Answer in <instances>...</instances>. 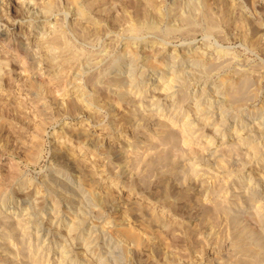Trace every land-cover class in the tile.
I'll return each mask as SVG.
<instances>
[{
    "label": "rangeland",
    "instance_id": "374dc122",
    "mask_svg": "<svg viewBox=\"0 0 264 264\" xmlns=\"http://www.w3.org/2000/svg\"><path fill=\"white\" fill-rule=\"evenodd\" d=\"M36 1L38 2H35V0H0V31L2 30V34L4 35L6 34L5 38L11 39L12 48H15L12 50H10L9 48H1L2 42L0 41V49L2 50V52L0 50V55L11 59V79L8 80L9 82L7 81L8 84L6 86L11 94H7L6 92L3 94L0 93V114L2 113L1 106L6 102L11 103L14 106L15 104L16 106L19 105L21 106V110L24 112L23 114L19 115L23 116L21 118L24 120L21 121L23 122V124L30 126L29 133H26L27 137L26 139H24L28 141L23 143L18 142V140L14 138V132L10 131L11 129H9V126L7 127V129H5L6 127H2V129L0 128V177L4 174H8L9 172L11 173L12 170H15L20 173L24 179H30L35 183L43 185L45 181L49 180L50 176L61 174L63 178L65 177L64 179L66 180V182H69L70 185H75L76 181L78 180L77 177L78 175H80V166H77V161H74L75 159L73 158H62L63 160L60 157V159L58 158V155L63 152L64 148L57 147L56 149L55 147L58 146L56 140L62 135V133L66 131L70 133L72 129L85 127V129L81 128V130H87L86 132L89 133V135L94 134L92 137L101 135L106 138L105 141H103V144H101V142H99L100 144L96 143L95 146L93 145L94 148L91 147V150H87V154L91 155L92 153H94V156L97 157L96 163L93 162L92 165H90L91 167L93 166L95 169H97L93 170V167L91 168L90 166H88V169H92L93 173L96 176L103 175L102 177H105V175H107V178L110 177L116 183V188L114 187V189L110 193V196H112V198L109 196L111 198L110 201L108 200L109 198L106 199V194H101L100 192L102 191L97 190V188L93 190V194H91L92 198L90 195H87L89 197L86 196L88 198L86 199L87 201H85L87 205L89 204V200L90 202H93L90 203L91 205H88L90 206V208H88V206H86V204L84 203L89 212V216L94 221L100 223H104L108 220L109 223H112L110 225H112L113 228H116V226L119 227L122 224H127L131 225V227L133 228L136 227L137 230L145 229L144 232L148 231V234L146 233L147 236L149 235L148 239L152 238L151 240H149L150 242L147 241V244L143 245V247L138 250H135L130 245L127 247V251H125L126 248L125 250H123V246V248H118L119 251L116 249L114 253L110 251V257L108 255H104L105 252H101L100 256H98L97 254L95 257V260H98V264H264V250H262L264 249V230L259 226V223L264 221V208L262 207L263 204L260 205L261 202L258 203L256 201H250V203L248 202L247 204L243 201V199L245 198V194L249 195L252 190L254 191L257 188H255V186H253L252 188L247 186V183L249 181L248 175L257 178L259 176L261 177L262 173L264 174V170H261V167L264 164V135L263 137H261V143L259 140V142L257 141V143L261 145L259 146L261 148V152L263 151L260 156L254 155L255 158H253V154L250 151H247L249 147H246L245 145L243 146L242 144H238L236 149H233L231 151V156L228 155L230 154L229 150L232 149L228 145L231 144L232 137L234 138L236 135H238V133H236L235 131L236 125L238 126L239 123L243 120L244 123H242V125L250 124V122L251 124L255 123V125H259L258 122H263L264 124V108L262 107L264 106V0H189V2H192L191 4L194 3L195 5H197L196 8H198V10H196L195 16H197L198 18L196 17V23L194 24L199 28L195 25L193 26V24V27H190V24V26L186 25L185 28L183 26V29L185 30L181 29L182 26H180L178 20L174 19L176 18L175 15H173L175 14V12L172 10L176 5H180V8L181 6H184V4H186V2L183 3L185 0H179L180 2L182 1V4L177 0H152V2H155L153 4L155 5V8L145 5L143 3V1L145 2V0H79L88 9V18L83 20H81L77 16V13H75L76 10L71 5V3L68 2L69 0ZM45 4L55 5L53 6V9L55 11L52 10L51 13H49V16H46L43 12L44 10L41 9ZM200 5H202V7ZM204 5L208 8L211 6L210 9L212 10L210 11L211 13L213 12L212 16L218 21V23L220 22L218 26H216V29L214 28V30L217 31L220 29V32L217 31L216 33L214 30H212V32L211 30H208V28H206V22H203L202 18H200L201 16L198 15L199 11H204V9L206 8ZM24 7L26 8V10ZM38 8H40L41 10H39ZM183 8H181V10L184 13L186 12V8L184 10ZM202 12H200L199 14H202ZM39 14L41 16H39ZM43 15H45L46 17ZM138 18L139 21L137 20ZM78 19H80L81 21H78ZM135 21L138 23H136ZM171 21L173 22L172 24ZM139 23H141V25ZM31 24L32 29L29 27ZM53 24H55V26ZM77 24L78 26L76 27ZM148 24L152 26V28L147 29L146 26L150 27ZM53 27H60L59 30H61V32H64V34L62 32V36H65L64 38L66 39V41H68V43L77 47L76 50H78V52H81V58L86 57L89 59L92 58V60L94 59L93 63L95 64L93 66L87 67L84 65L83 67H81V70L79 72L80 74L77 75V79L79 78V76H81L79 78L80 80H76L79 82L82 80L81 84L84 83V85L86 86L87 94L89 95L86 94L87 96L85 97V100L88 98V103H92L94 102V100L96 103L98 101L100 103H92L94 105L93 107L98 111V113H96V116L87 114V112H85L84 115L82 111L80 113H77L78 115H75L74 112H71L73 113L72 115L71 113L69 114V110V112H66L68 114L64 112L65 114H63L62 117L58 119L54 117V120L52 122L50 121L49 123H46L44 126V132L40 135V141L42 143L39 157H37V159L33 158L32 160V156L29 155L31 154V149H29V147L31 146H29L30 143L28 142L30 141V139H34L32 135L34 136L35 124L41 122L39 110H47V113L50 114L52 112L51 114L55 115L54 113H56V111L61 110V108H66L64 106H66L67 104H64V106L61 108L58 105L61 101L60 98L62 97V95H66V99L62 101L67 100L68 97L69 99L76 98V95H74L72 91V84H70L69 82V84L65 86L66 88L62 87V89L65 91L63 93L57 92V94L52 89L48 90V87L47 90L51 91V93L49 92L50 94L46 92L41 93L40 90L37 91L36 89L32 90V87L29 86L27 80L28 77L31 76V73H34L36 71L32 72L31 70V72L29 73V67L27 69L28 72L26 71L25 66L22 67L23 65H26L25 63H27V61L23 59L21 55L19 56L21 49H23L22 44L28 45L27 48L30 47L33 50L32 52L36 54L33 48H38L39 46L38 39L40 36H42V34L40 35V33L46 32L47 34H50V32L54 29ZM135 28L143 29H140V32H138L137 29L136 31H134ZM168 29L172 30L171 33H168ZM41 30L43 31L41 32ZM243 36L247 37V40H245ZM24 40H26L28 43ZM251 42H259L261 48L259 47V49L256 50L251 45ZM127 45L129 46L131 51L134 50L136 55H138L139 63H137L138 65L141 64L138 67L141 70L145 69L146 73L143 75L141 81L142 83L140 84L139 88L144 87L143 91L146 92V94L143 93L142 95H140L138 91H136L138 87L135 88L136 90L133 89L135 90L133 92H136L139 95L134 94L132 97V92L129 91L131 89H127V91H125L126 94H121L118 91L115 92V87L117 86H112L110 82H107L109 81V78L107 79L108 76L112 77L119 74L125 76L128 75L127 70L129 68L126 62L129 58V55L127 53ZM161 47H165L168 49L161 50ZM207 47L209 49L208 52H210L209 56L212 57L213 55L212 59L215 60H212L213 62L217 63L218 61H220V59L223 61L226 56H228L227 58H230L231 60L229 59L230 65L225 66L227 64H223L224 66L221 65L223 67L220 66L218 68L219 70H211L209 72V75H207L206 77L207 80L206 78H204L206 83L204 81H199L198 78H195L193 80L192 77H188V81L185 83L186 86H178L175 84L176 86H171V89L170 86H167L169 84L167 80L168 78H163L160 70H152L148 65H144L149 59L153 58V60L158 59L160 62H164L163 64L165 66L162 65L163 68L165 67L169 70H173L174 68H177L182 64V60L184 59L183 57H185L184 55L191 54L195 51V49L204 50L206 48L205 50L207 51ZM225 50L229 52H226ZM219 52L221 55L218 54ZM156 55L158 57H156ZM159 55H161V57ZM170 57H172V59ZM123 58H125V60ZM169 58L171 61L173 60V62L175 60L180 61L177 64H173L171 63ZM137 63H135V65H137ZM186 63L183 65V69H187L189 67V63ZM123 65L124 69L121 70L120 68L123 67ZM251 67L253 69L257 67L258 72L256 74L254 73V79L255 82L257 81V84L260 86V89H258L260 93L258 92L256 95H254L256 92V87L258 85L254 84V86H251L250 88L252 91L254 90V94L251 93L248 97H246L247 100L243 101L240 106L241 108L239 107V110L235 109L234 104L233 107H231V102L225 101L226 110L230 112L232 116H236V113L237 117H235L234 120H232L233 117H231L232 119L230 118V121L227 124L228 126L222 129V133L216 132L217 129L215 130L216 125L213 124L214 122L207 123V121H205L207 124L203 122V125L199 123L201 119H196L195 121L193 116L190 117V119H187V115L193 113L191 110H193V108H197L198 110L201 105L200 102H197L199 99H194V97L200 93L199 91L204 86V83L209 86V89H212V86L215 83L219 84L218 82L221 79H224L226 77L232 79L233 76L237 75L238 73L240 74L242 72H246L247 70L252 71ZM41 68L42 67L39 68V72L44 75L43 77L45 78V81L49 79V82L51 81V83H53L50 84L51 87L52 85H54V82H52V77L48 74H45V70L40 71ZM117 69L120 72H118ZM102 70L104 74L102 73ZM71 72L72 71L69 72V75H71L70 82L72 83V77L75 78L76 75H73L74 70L72 74ZM228 75H230V77ZM160 76H162V78ZM105 78L106 81L104 80ZM92 79H96V81H93ZM195 80L198 81L196 82ZM104 81L108 84H103ZM93 82L95 83L94 85ZM110 86L111 88H109ZM53 87L54 86H52V88ZM91 87H95L94 90ZM168 87L170 88L168 89L169 91L164 90ZM252 87H254L255 89H253ZM104 89L106 91H104ZM89 96L91 99L89 98ZM95 97L96 99L93 100L92 98ZM214 99L215 98H213V100ZM150 102H155V104L153 106H148ZM223 103L224 102H222V104ZM95 105L98 106L96 107ZM173 110H175V112L177 113L178 118H169V114L172 113ZM6 111L7 113L9 112L8 109ZM167 112L168 115H166ZM219 112L217 113L220 114ZM217 113H215V117L218 116ZM8 114L13 116V112ZM148 114L150 115L149 118L151 120L147 119L146 115ZM151 115H154L153 119L151 118ZM1 116L2 114L0 115V117ZM88 116H91V121L89 120L90 118ZM92 117H94L95 119ZM93 119L96 121H94ZM126 119H128V121ZM235 119L237 121H235ZM136 120L140 124H137ZM97 121L98 124L96 125ZM126 122L128 123L126 124ZM81 123H83V126ZM86 124H88L89 126ZM187 124H192V126L198 125L195 129L197 131L196 135L192 139L189 135L191 132L189 133L185 131V126ZM19 125L20 124H17V128L20 127ZM107 128L109 130L111 128V130L107 133H104L108 130ZM112 128L115 131L112 130ZM103 129L105 131L101 132ZM232 130H234V132ZM262 130H264V128ZM97 132L100 134H98ZM109 132L110 134L114 132L115 135L111 137L109 136ZM211 135H213L214 138H217V140L221 139L222 141H225L211 147L213 149L216 148L214 150L217 156V160L210 157L209 155L207 156V159L206 156L204 158L205 151H202L204 149L206 150L207 146L209 147V145L213 144L210 143L209 140L211 138ZM4 140L8 142V149L2 147L4 144ZM225 143H228V145H226ZM75 145H73L71 148H76ZM109 145L112 148H109ZM109 149H111L112 152L109 153ZM93 150L94 152L90 153V151ZM226 150L229 152H227ZM114 151H116V154H114ZM98 157L100 158L98 159ZM208 157L210 158L208 159ZM64 160H67L68 162ZM206 160L208 161V163L205 162ZM148 161H151L150 164H148ZM205 163H207L208 165ZM192 165H194V168L197 169L198 175H193V172L190 171L189 168H191ZM218 166H220L221 168H219ZM215 167L217 170L215 169ZM149 168L152 170L150 171ZM153 168H155V170ZM58 169L61 171H58L57 173ZM107 170L110 171V174H107ZM239 179H241L242 181H240L239 185H236V181ZM253 184L254 181L252 185ZM12 187H15L14 189L16 191L12 190L13 188H11V191L8 195L10 198L7 196L6 201L0 202L1 206L4 205V207H0L2 208L0 209V226L3 224V226L0 227V237L2 238V236H4V239L2 238L0 241V244H3V246L0 245V264H43L41 263L42 260H39L40 256L44 257L43 261H48L47 264H58L60 260L58 258L60 256L55 254L57 253L56 250L51 252L50 256H48L49 249H47V247H56L57 244L54 242V239L52 237L51 238L53 239V241L46 234L48 233L49 229L55 232V228L58 227L59 223L57 221L50 220L47 224V218L44 221L41 220L43 219L44 213H46L48 217L51 213H53L51 206H44L45 203L42 204L36 202V206L39 205L38 212L42 214L38 215L37 218L39 219V221L37 222V224L42 223L40 224L42 226L48 225V230L44 233H40V230H35L34 227L30 231H32V235H35L37 232L39 233V235L42 234V236H40L41 241L39 240L37 242L35 240V237H31V235L28 236L24 234L22 236L20 235V230L18 231L16 227L14 229V226H16V223L22 219L21 214H26L25 210H23L25 209V207L33 208V206L35 205V197L33 196L34 198H28L26 200L24 199L26 197V194H24L23 192H19V185L17 186L15 184ZM261 188L262 187H260V190H263ZM22 193L24 194V196ZM100 196H102L103 198ZM36 201L42 202L43 200L38 199ZM155 203L157 205H155ZM168 203L169 205H167ZM141 205H147L150 207L152 206L153 208H155L156 212L163 211V214L166 215V219L164 218L165 220H163L161 223H158L157 225H151V217L150 215H148V211H146L147 209L143 210L142 212H139V210L136 209H143L144 207H140ZM17 206L19 208H17ZM61 206H64V204L62 203ZM129 206L132 207L131 210H129ZM217 206L219 209H221V212L219 214L217 213L218 215L214 214V216L213 213H216L214 212V210L215 208H217ZM91 209L94 210V212H91ZM95 209L102 211V215L100 216L97 213L98 211ZM124 209H126V216H123V214H125L123 213V211L125 212ZM61 210H65V208L62 207ZM135 211L138 212L139 216ZM129 213L131 216L129 215ZM131 213L134 214V216H132ZM258 215H260V218L262 216V220ZM60 216H62V214ZM255 216H258L259 221L257 222L259 223L256 222L255 219H257V217ZM134 217L135 219L139 217V220H135ZM212 217L214 219H212ZM253 218H255V223L253 222ZM252 222L254 223V225L252 224ZM132 223L134 224L132 225ZM66 227L68 228V225L63 226L64 230L62 231V233L67 231ZM185 230H187V232ZM62 235H65V233ZM251 236L254 237V239ZM5 246L9 248H6L7 250H4ZM110 248L111 247H109V249ZM92 250L97 251V248ZM254 252L257 255H255ZM118 255L121 256L118 257ZM65 261L66 262H64V264H82L74 263L76 262V260L71 261V259L69 260V258H67Z\"/></svg>",
    "mask_w": 264,
    "mask_h": 264
},
{
    "label": "bare ground",
    "instance_id": "6f19581e",
    "mask_svg": "<svg viewBox=\"0 0 264 264\" xmlns=\"http://www.w3.org/2000/svg\"><path fill=\"white\" fill-rule=\"evenodd\" d=\"M24 1H26V0H24ZM68 1V0H67ZM90 1V0H89ZM177 1H179V0H177ZM35 2H38V1H36L35 0ZM68 2H70L71 3V5L74 7V9L76 10V12L75 13H77V16L81 19V20H83V19H86V18H88V9H87V7L85 6V5H83L79 0H69ZM186 2V4H184V6H181V8H183V10L185 9V11L186 12H182V10H181V8H180V5H176V6H174L173 7V11L175 12V14H173V15H175V17L176 18H174V19H177L178 20V22H179V24H180V26H182V28L181 29H183V26H184V28L186 27V25H188V26H190V24H191V26L190 27H193L195 24L194 23H196L195 22V20H196V17L197 16H195V13H196V10H198V8H196V6L197 5H195L194 3V5L193 4H191L192 2H189V0L188 1H184L183 3H185ZM188 2V3H187ZM195 2V1H194ZM204 2V1H203ZM22 3H23V1H22ZM29 3V2H28ZM27 3V4H28ZM51 3V2H50ZM54 3V2H53ZM52 3V4H53ZM93 3H95V2H93ZM143 3L145 4V5H147V6H150V7H154L155 5H153L155 2L153 1L152 2V0H145V2L143 1ZM142 3V4H143ZM179 3H181L182 4V1L180 2L179 1ZM30 4V3H29ZM35 4H37V3H35ZM39 4H40V2H39ZM92 4V3H91ZM86 5H87V3H86ZM160 5V4H159ZM35 6V5H34ZM53 6H55V5H44V7L43 8H41V9H43L44 11V14L46 15V16H49V13H51V11L52 10H54L53 9ZM57 6V5H56ZM94 6V5H93ZM157 6V5H156ZM161 6V5H160ZM201 7H202V5H200ZM205 6V5H204ZM208 6V5H207ZM28 7V6H27ZM199 7V6H198ZM206 7V6H205ZM211 7V6H210ZM210 7L208 8V7H206L205 9H204V11L202 12V11H199L198 12V15L199 16H201L200 18H202V20H203V22L205 21L206 22V28H208V30H211V32H212V30H214V28L216 29V26H218V24L220 23H218V21L216 20V19H214V17L212 16L213 14V12L211 13V11L210 10H212V9H210ZM25 8V7H24ZM56 8V7H55ZM91 8V7H90ZM92 8H94V7H92ZM155 8V7H154ZM158 8V7H157ZM156 8V9H157ZM196 8V9H195ZM204 8V7H203ZM39 10H41L40 8H38ZM160 9V8H159ZM162 9V8H161ZM25 10H26V8H25ZM140 10V9H139ZM171 10V11H172ZM55 11V10H54ZM195 11V12H194ZM200 12H202V14H199ZM216 12V11H215ZM74 13V14H75ZM141 13V12H140ZM169 13V12H168ZM45 15H43V16H45ZM39 16H41L40 14H39ZM42 16V17H43ZM45 16V17H46ZM76 16V15H75ZM142 16V15H141ZM160 16H162V15H160ZM215 16H217V15H215ZM157 17V16H156ZM170 17V16H169ZM226 17V16H225ZM198 18V17H197ZM199 18V19H200ZM80 19H78V21L80 20ZM33 20V19H32ZM80 20V21H81ZM102 20V19H101ZM138 21H139V18L137 19ZM201 20V19H200ZM219 20V19H218ZM117 21V20H116ZM76 22V21H75ZM136 22V21H135ZM88 23V22H87ZM96 23V22H95ZM116 23V22H115ZM119 23V22H118ZM136 23H138V22H136ZM153 23V22H152ZM173 22L171 21V24H172ZM227 23V22H226ZM74 24V23H73ZM140 25H141V23H139ZM143 24V23H142ZM171 24H169V25H171ZM192 24H193V26H192ZM199 24V23H198ZM37 25V24H36ZM54 26H55V24H53ZM75 25V24H74ZM85 25V24H84ZM87 25V24H86ZM149 25V24H148ZM151 25H153V24H151ZM174 25V24H173ZM78 26V24L76 25V27ZM143 26V25H142ZM150 26V25H149ZM157 26V25H156ZM179 26V27H180ZM195 26H197V25H195ZM31 29H32V24L29 26ZM38 27V26H37ZM61 27V26H60ZM60 27H53L54 29L50 32V34H47L45 31V33H43L42 31L43 30H41V32L42 33H40V35L42 34V36H38L39 37V39H38V48H33L34 49V52H36V54L35 53H33L32 51V49L29 47V48H27V46L28 45H26V44H22V47H23V49H21V52H20V54H19V56L21 55L22 56V58L23 59H25L26 61H27V63H25L26 65H23L22 67H24L25 66V68H26V71H27V69H28V67L30 68V69H28L29 70V73L31 72V70H32V72L33 71H36V72H34V73H31V76H30V74H29V76L30 77H28V84H29V86L30 87H32V90L33 89H36L37 91H39L40 90V92L42 93V92H46V93H51V91H48V90H50V89H52V90H54L56 93L58 92H60V93H63V92H65L63 89H62V87L63 88H66L65 86H67L69 83L70 84H72V91H73V94L74 95H76V98L74 99V98H72V99H69V97L67 98V100H65V101H62V100H64V99H66V95L64 94V95H62V97L60 98V102H59V107L61 108V107H63L64 106V104L66 105V106H64V107H66L65 109L63 108H61V110H58V111H56V113H54L55 115H52L51 113L49 114V113H47L45 110H39V115L41 116L40 118H41V122L40 123H36L35 124V126H34V136L32 135V137L34 138V139H30V141L28 142V143H30L29 144V146H31V147H29V149H31V154H29V155H31L32 156V160H33V158H36L37 159V157H39V153H40V148H41V141H40V135L44 132V126H45V124L46 123H49L50 121L52 122L53 120H54V117H56L57 119L58 118H60V117H62L63 116V114H65L67 111L69 112V110H70V112H69V114L71 113V112H74V114L76 115L77 113H80L81 111L84 113V115H85V112H87V114H90V115H92V116H96V113H98V111H97V109L96 108H94L93 106V104L92 103H94L95 102V100L94 99H96V97L95 98H92L93 100H94V102H92L91 100V102L92 103H88V98L85 100V97L87 96V95H89V94H87V88H86V86L84 85V83L83 84H81V81L79 82V81H77L81 76H79V78L77 79V75H79L80 73V70H81V67H83L84 65L85 66H87V67H91V66H93L95 63H93V60H92V58H86V57H83V58H81L82 56L80 55V53L81 52H78V50H76V48L77 47H75V45L73 46L72 44H70V43H68V41H66V39L62 36V32H61V30H59V28ZM74 27V26H73ZM75 27V28H76ZM101 27V26H100ZM198 27V26H197ZM196 27V28H197ZM79 28V27H78ZM103 28V27H102ZM106 28V27H105ZM146 28L147 29H149V28H152V26H150V27H147L146 26ZM167 28V27H166ZM170 28H171V26H170ZM176 28V27H175ZM174 28V29H175ZM199 28V27H198ZM222 28H223V26H222ZM7 29V28H6ZM52 29V28H51ZM77 29V28H76ZM81 29V28H80ZM136 29L137 28H135L134 29V31H136ZM140 29H143V28H139V29H137L138 30V32H140ZM158 29V28H157ZM194 29H195V27H194ZM218 29V28H217ZM84 30H85V28H84ZM89 30V29H88ZM153 30H154V28H153ZM169 30V29H168ZM183 30H185V29H183ZM204 30V29H203ZM220 30V29H219ZM219 30H217V31H219ZM256 30H257V28H256ZM38 31V30H37ZM66 31V30H65ZM142 31V30H141ZM145 31H146V29H145ZM150 31V30H149ZM157 31V30H156ZM166 31V30H165ZM171 31L172 30H169V32L168 33H171ZM179 31V30H178ZM215 31V30H214ZM213 31V32H214ZM217 31H215L216 33H217ZM95 32V31H94ZM93 32V33H94ZM152 32V31H151ZM158 32V31H157ZM167 32V31H166ZM174 32H175V30H174ZM186 32V31H185ZM187 32H189V31H187ZM195 32V31H194ZM220 32V31H219ZM3 32H2V30L0 31V41L2 42L1 44H2V46H1V48H4V49H6V48H9L10 50H12V49H15V48H12V44H11V39H8V38H5V35L4 34H2ZM84 33V32H83ZM82 33V34H83ZM86 33V32H85ZM89 33V32H88ZM91 33V32H90ZM154 33V32H153ZM162 33V32H161ZM182 33V32H181ZM63 34H64V32H63ZM66 34V33H65ZM157 34V33H156ZM191 34V33H190ZM21 35V34H20ZM29 35H30V33H29ZM97 35V34H96ZM99 35V34H98ZM132 35V34H131ZM171 35V34H170ZM174 35V34H173ZM243 35V34H242ZM19 36V35H18ZM46 36V37H45ZM83 36V35H82ZM85 36H88V35H85ZM90 36H91V34H90ZM13 37V36H12ZM45 37V38H44ZM97 37V36H96ZM95 37V38H96ZM160 37V36H159ZM244 37V36H243ZM10 38V37H9ZM16 38V37H15ZM67 38V37H66ZM87 38H89V37H87ZM245 38V40H247V37H244ZM254 38V37H253ZM24 39V38H23ZM90 39H92V38H90ZM257 39V38H256ZM69 40V39H68ZM87 40H89V39H87ZM251 40V39H250ZM250 40H249V43H250ZM252 40H254V39H252ZM24 41H26V40H24ZM23 41V42H24ZM163 41V40H162ZM244 41V40H243ZM27 42V41H26ZM157 42V41H156ZM22 43V42H21ZM25 43V42H24ZM28 43V42H27ZM128 43V42H127ZM167 43V42H166ZM247 43V42H246ZM133 45V44H132ZM136 45V44H135ZM251 45L257 50V49H259V47H260V45H259V42H251ZM78 46V45H77ZM157 46H158V44H157ZM262 46V45H261ZM127 53H128V60H127V64H128V70H127V73H128V75H114V76H112V77H107V79L109 80V81H107L108 83L110 82L111 84H112V86H117V87H115L114 89H115V92H120L121 94H126V92L125 91H127V89H131V90H129V91H131L132 92V97H133V95L134 94H137V95H142L143 93H145L146 94V92H144L143 91V88H139V86H140V84L142 83L141 81H142V78H143V75L146 73L145 72V69L144 70H141L138 66L139 65H141V64H139L138 65V60H139V58H138V55H136V53H135V51L133 52V51H131L130 50V48H129V46L127 45ZM126 48V47H125ZM158 48H160V47H158ZM253 48V49H254ZM261 48V47H260ZM156 49V48H155ZM166 49H168V48H165V47H161V50H166ZM204 49V48H203ZM206 49V48H205ZM196 50L195 49V51L194 52H192L191 54H189V55H184L185 57H183L184 59L181 61L182 62V66L180 65L179 67H177V68H174L172 71L171 70H169L168 68H163V66H165L162 62H160L158 59L157 60H153V58H151V59H149L147 62H146V64H144V65H148L149 67H151V69L153 70V69H158V70H160L161 71V73H162V76H163V78L165 77V79L166 78H168L167 80H168V82H169V84L167 85V86H170V88H171V86L173 87V85H178V86H182V85H185V83L188 81V77H192V79L194 80L195 78L197 79L198 78V80L199 81H204L205 82V80H204V78H206L207 77V75H209V72L211 71V70H214V69H218L221 65H225V64H227V65H225V66H228V65H230V61H229V59L230 58H227L228 56H226L225 57V59L222 61L221 59H220V61H218L217 63L216 62H213V61H215V60H213L212 59V57H213V55H212V57H210L209 55V53L210 52H208L209 51V49H208V47H207V51L206 50ZM1 50V49H0ZM157 50V49H156ZM221 50V49H220ZM262 50V49H261ZM264 50V49H263ZM80 51V50H79ZM82 51V50H81ZM172 51V50H171ZM214 51H216V50H214ZM226 51V50H225ZM1 52H2V50H1ZM83 52V51H82ZM86 52V51H85ZM123 52H124V50H123ZM158 52V51H157ZM167 52V51H166ZM173 52V51H172ZM212 52V51H211ZM226 52H229V51H226ZM222 53V52H221ZM88 54V53H87ZM213 54H215V53H213ZM218 54H220V52L218 53ZM226 54V53H225ZM228 54V53H227ZM121 55V54H120ZM168 55H170V54H168ZM175 55V54H174ZM180 55V54H179ZM221 55V54H220ZM160 57H161V55H159ZM173 56V55H172ZM216 56V55H215ZM156 57H158L157 55H156ZM163 57H165V56H163ZM174 57V56H173ZM41 58H42V61H41ZM167 58H168V56H167ZM171 59H172V57H170ZM170 58H169V60H170ZM177 58H178V56H177ZM179 58H180V56H179ZM22 59V60H23ZM124 60H125V58H123ZM163 59V58H162ZM10 60L11 59H8V57L6 58L5 56H2V55H0V93H9V94H11L10 92H9V90L7 89V81L9 80V79H11V63H10ZM122 60V59H121ZM174 60H175V58H174ZM179 60V59H178ZM213 60V61H212ZM231 60V59H230ZM232 60H233V58H232ZM123 61V60H122ZM142 61V60H141ZM164 61V60H163ZM168 61V60H167ZM171 61V60H170ZM180 61V60H179ZM179 61H177V60H175L174 62H173V60L171 61V63H179ZM13 62V61H12ZM17 62V61H16ZM116 62V61H115ZM138 62V63H137ZM186 62H188L189 64V67L187 68V69H183V65L186 63ZM135 63H137V65H135ZM16 64V63H15ZM19 64V63H18ZM118 64H119V62H118ZM120 64H122V63H120ZM176 64H175V66H176ZM187 64V63H186ZM13 65V64H12ZM114 65V64H113ZM163 65V66H162ZM223 65V66H224ZM259 65V64H258ZM121 66V65H120ZM147 66V67H148ZM223 66H221V67H223ZM19 67V66H18ZM40 67H42L41 69H40V71H42V70H45V74H48L49 76H51L52 77V79H53V81L52 82H54V85H52V86H54L53 88H52V86L50 87V84H53V83H51V81L49 82V79L47 80V81H45V78L43 77L44 75H42V73L41 72H39V68ZM98 67V66H97ZM125 67H126V65H125ZM257 67H260V66H257ZM257 67L256 68H254V69H256V70H254L252 67H251V69H252V71H246V72H242V73H238L237 75H235V76H233V78L231 79V78H224V79H221L218 83L219 84H214L212 87V89H209V86L207 85V84H205L204 83V86L201 88V90L198 92L199 94L197 95V96H195L194 97V99H199L197 102H200V107H199V109L197 110V108L196 109H194L193 108V110H191L193 113L192 114H188L187 115V119H190V117H194V120L196 121V119L197 120H199V119H201V121L199 122L200 124H203L204 125V123L203 122H205V121H207V123H213L214 125H216V128H215V130L217 129V133H219V132H221L222 133V129H224L226 126H228L227 124L229 123V121H230V118L231 117H233V119L232 120H234V118L235 117H237V114L235 113V115L236 116H232V114H230V112H228L227 110H226V104H225V101L226 102H231L232 104H230V105H232L231 107H233V104H234V107H235V109L236 110H239V107L241 106V104L243 103V101L244 100H247L246 99V97H248L249 96V94H251V93H253V91L251 90V86H254V84H257V81L255 82V79H254V73L256 74L258 71H257ZM14 68V67H13ZM105 68V67H104ZM103 68V69H104ZM117 68V67H116ZM142 68V67H141ZM144 68V67H143ZM23 69V68H22ZM76 69V70H75ZM112 69V68H111ZM110 69V70H111ZM114 69V68H113ZM121 70H123L124 69V65H123V67H121L120 68ZM249 69V68H248ZM73 70H74V73H73V75L75 74L76 76H75V78L74 77H72L73 78V81H72V83L70 82L71 81V75H69L70 73V71H72L73 72ZM107 70V69H106ZM219 70V69H218ZM221 70V69H220ZM235 70V69H234ZM24 71V70H23ZM109 71V70H108ZM117 71H118V69H117ZM28 72V71H27ZM72 72H71V74H72ZM75 72H77V73H75ZM118 72H120V71H118ZM101 73V72H100ZM102 73L104 74V72H103V70H102ZM106 73V72H105ZM213 73V72H212ZM216 73V72H215ZM112 75V74H111ZM162 76H160L161 78H162ZM229 77H230V75H228ZM256 76V75H255ZM194 77V78H193ZM44 78V79H43ZM85 78V77H84ZM98 78V77H97ZM100 78V77H99ZM220 78V77H219ZM223 78V77H222ZM260 78V77H259ZM51 79V78H50ZM51 79V80H52ZM77 79V80H76ZM80 80V79H79ZM85 80V79H84ZM93 80V79H92ZM95 81H96V79H94ZM93 80V81H94ZM101 80V79H100ZM102 80H103V78H102ZM105 81H106V78L104 79ZM198 80H195L196 82L198 81ZM206 80H207V78H206ZM90 81V80H89ZM104 81V83L103 84H105L106 82ZM159 81V80H158ZM208 81H210V80H208ZM9 82V81H8ZM69 82V83H68ZM144 82V81H143ZM27 83V82H26ZM108 83H106V84H108ZM189 83V82H188ZM259 83H260V81H259ZM95 83L93 82V85H94ZM156 84V83H155ZM193 84V83H192ZM201 84H203V83H201ZM27 85V84H26ZM89 85V84H88ZM110 85V84H109ZM159 85V84H158ZM175 85V86H176ZM189 85H191V84H189ZM212 85V84H211ZM258 85V84H257ZM11 86V85H10ZM91 86V85H90ZM97 86V85H96ZM148 86V85H147ZM166 86V87H167ZM174 86V87H175ZM186 86V85H185ZM29 87V88H30ZM47 87H48V90H47ZM71 87V86H70ZM93 87V86H92ZM91 87V88H92ZM102 87V86H101ZM106 87V86H105ZM138 87V89L136 90L135 88H137ZM154 87V86H153ZM256 87V86H255ZM258 87V88H257ZM256 87V92H255V94L254 95H256L259 91H258V89H260L259 87V85ZM90 88V89H91ZM95 88V87H94ZM94 88H92L93 90H94ZM99 88H100V86H99ZM109 88H111V86L109 87ZM148 88V87H147ZM169 87L167 88V89H164V90H167V91H169L168 89H170ZM253 89H255L254 87H252ZM31 89V88H30ZM91 89V90H92ZM98 89V88H97ZM133 89H135L136 91H138V93H136V92H133V91H135V90H133ZM172 89V88H171ZM196 89V88H195ZM26 90V89H25ZM69 90V89H68ZM96 90V89H95ZM173 90H174V88H173ZM180 90V89H179ZM190 90V89H189ZM70 91V90H69ZM102 91V90H101ZM104 91H106L105 89H104ZM112 91V90H111ZM162 91V90H161ZM188 91V90H187ZM114 92V91H113ZM130 92V93H131ZM141 92V93H140ZM166 92V91H165ZM197 92V91H196ZM40 93V94H41ZM49 93V94H50ZM57 93V94H58ZM66 93H67V91H66ZM89 93V92H88ZM94 93V92H93ZM95 93H96V91H95ZM119 93V94H120ZM260 93V92H259ZM264 93V92H263ZM55 94V93H54ZM87 94V95H86ZM109 94V93H108ZM107 94V95H108ZM117 94V93H116ZM120 94V95H121ZM129 94V93H128ZM162 94V93H161ZM73 95V96H74ZM118 95V94H117ZM131 95V94H130ZM160 95V94H159ZM183 95V94H182ZM185 95H186V92H185ZM194 95V94H193ZM122 96V95H121ZM126 96V95H125ZM154 96V95H153ZM180 96V95H179ZM184 96V95H183ZM9 97V96H8ZM75 97V96H74ZM145 97V96H144ZM155 97V96H154ZM192 97V96H191ZM190 97V98H191ZM13 98V97H12ZM17 98V97H16ZM89 98H90V96H89ZM123 98V97H122ZM183 98V97H182ZM213 98H215L214 100H213ZM258 98V97H257ZM69 99V100H68ZM91 99V98H90ZM98 99H100V98H98ZM135 99V98H134ZM139 99H141V98H139ZM155 99V98H154ZM252 99V98H251ZM124 100V99H123ZM125 101V100H124ZM153 101V100H152ZM174 101V100H173ZM18 102V101H17ZM99 102V101H98ZM97 102V103H98ZM149 102V101H148ZM161 102V101H160ZM172 102V101H171ZM194 102V101H193ZM222 102H224L223 104H222ZM253 102V101H252ZM14 103V102H13ZM35 103V102H34ZM96 102H95V104H97ZM100 103V102H99ZM138 103V102H137ZM178 103V102H177ZM250 103V102H249ZM1 104V103H0ZM15 104V103H14ZM139 104V103H138ZM141 104V103H140ZM155 104V102H153V103H149V105L148 106H153ZM168 104V103H167ZM158 105V104H157ZM169 105H170V103H169ZM18 106V107H17ZM16 106V104H15V106L13 105V104H11V103H8V102H6V103H4V105H2L1 106V111H2V116L0 117L1 119H0V122H1V124H0V128L2 129V127H6L5 129H7V127L9 126V129H11L10 131H13L14 132V138H16L17 140H18V142H27L28 140H24V139H26V137H27V135H26V133H29V128H30V126H28V125H25V124H23V122L21 121V120H24V119H22L21 117H23V116H19L20 114H23L24 112L21 110V106H19V105H17ZM96 106V105H95ZM98 106V105H97ZM96 106V107H97ZM161 106V105H160ZM199 106V105H198ZM244 106V105H243ZM261 106V105H260ZM263 108H264V106H262ZM148 108V107H147ZM241 108V107H240ZM248 108V107H247ZM9 110V112L8 113H12L13 112V116L12 115H9L8 113H7V111L6 110ZM96 109V110H95ZM253 110V109H252ZM264 110V109H263ZM50 111V110H49ZM48 111V112H49ZM169 111V110H168ZM220 111V112H219ZM65 112V113H64ZM170 112V111H169ZM188 112V111H187ZM217 112H219L220 114H218ZM237 112V111H236ZM215 113H217L218 114V116L217 117H215ZM247 113V112H246ZM256 113V112H255ZM0 114V115H1ZM66 114H68V113H66ZM72 115H73V113H71ZM82 114V113H81ZM185 114V113H184ZM187 114V113H186ZM74 115V116H75ZM78 115V114H77ZM83 115V114H82ZM128 115V114H127ZM136 115V114H135ZM144 115V114H143ZM166 115H168V112L166 113ZM173 115V116H172ZM259 115V114H258ZM70 116V115H69ZM81 116V115H80ZM131 116V115H130ZM147 116V119H150L149 118V114L148 115H146ZM154 116V115H153ZM152 115H151V118L153 119L154 117H153ZM178 115H177V113L175 112V110H173L172 111V113H170L169 114V118H172V119H174V118H178L177 117ZM89 117V116H88ZM98 117V116H97ZM96 117V118H97ZM167 117V116H166ZM259 117V116H258ZM264 117V116H263ZM55 118V119H56ZM75 118V117H74ZM90 119V121H91V116L89 117ZM92 118H94V117H92ZM134 118V117H133ZM145 118V117H144ZM168 118V119H169ZM239 118V117H238ZM237 118V119H238ZM56 119V120H57ZM95 119V118H94ZM93 119V120H94ZM129 119V118H128ZM128 119H126L127 121H128ZM132 119V118H131ZM186 119V120H187ZM88 120V121H89ZM92 120V121H93ZM130 120V119H129ZM151 120V119H150ZM185 120V119H184ZM94 121H96V120H94ZM154 121V120H153ZM168 121V120H167ZM235 121H237L236 119H235ZM244 121V120H243ZM243 121H241L240 123H239V125L237 126H235L236 127V129H235V131H236V133H238V135H236L234 138L232 137V141H231V144H229L228 145V143H225L226 145H228L230 148H232V149H230L229 151H227V152H229L230 154H228V155H230L231 156V151L233 150V149H236V147H237V145L238 144H242L243 146L245 145L246 147H249V149H247V151H250L252 154H253V156L255 155V156H260L261 155V153L263 152H261V148L259 147V146H261V145H259V143H257V141L259 140H261L262 138L261 137H263V135H264V130H262L264 127H263V122H258L259 123V125H255V123L254 124H251V122H250V124H244V125H242V123H244ZM120 122V121H119ZM136 122H137V120H136ZM142 122V121H141ZM145 122H147V121H145ZM150 122H152V121H150ZM161 122V121H160ZM93 123H96V122H93ZM112 123V122H111ZM128 122H126V124H127ZM130 123H131V121H130ZM139 122H137V124H138ZM148 123H149V121H148ZM158 123H159V121H158ZM165 123V122H164ZM206 123V122H205ZM206 123V124H207ZM234 123V122H233ZM5 124V125H4ZM17 124H20L19 126L20 127H18L17 128ZM82 124V126H83V123H81ZM98 124V121H97V123H96V125ZM140 124V123H139ZM168 124V123H167ZM170 124V123H169ZM198 124V123H197ZM199 124V125H200ZM205 124V125H206ZM257 124V123H256ZM86 125H88V124H86ZM91 125H93V124H91ZM112 125V124H111ZM116 125V124H115ZM118 125V124H117ZM159 125V124H158ZM172 125V124H171ZM85 126V125H84ZM89 126V125H88ZM94 126H95V124H94ZM109 126V125H108ZM134 126V125H133ZM196 126H198V125H194V126H192V124H187L186 126H185V131L186 132H191L189 135H190V138L192 139V138H194L195 137V135H196ZM116 127H118V126H116ZM136 127V126H135ZM263 127V128H262ZM81 128H83V127H81ZM81 128H75V129H72V130H74V131H72L71 130V132L69 133L68 131H66V132H64V133H62V135L60 136V137H58V139L56 140L57 142V145L58 146H56L55 148L57 149V147L59 148V147H61V148H64V150H63V152L62 153H60L59 155H58V158L60 157L61 159L63 158H73V159H75L74 161H77V166H80V173H79V170H78V173L80 174V175H78V177H77V181H76V184L75 185H70L69 184V182H66V180L63 178V176H61V174L60 175H54V176H50V178H49V180L48 181H45V183L43 184V185H41V184H39V183H35V182H33V181H31L30 179H24L22 176H21V174L20 173H18L17 171H15V170H12L11 171V173L9 172L8 174H4L3 176H1L0 177V202L1 201H6L7 199V196L9 195V193H10V191H11V188H13L12 186H14L15 184L18 186L19 185V192L21 193V192H23L24 194H26V197L24 198V199H32V198H34L35 197V205L33 206V208H30V207H25V209H23V210H25V212H26V214H21V217H22V219L21 220H19L15 225L16 226H14V229H15V227H16V229L19 231V232H21L20 233V235H31V237H35V240L38 242L39 240H40V236H42V234L41 235H39V233L37 232L35 235L33 234L32 235V231H30L32 228H34L35 230H40V233H44V232H46L48 229H47V227H48V225L47 226H42V225H40V224H42V223H38L37 224V222L39 221V219L37 218L38 217V215L39 214H41V213H39L38 211V209H39V205L38 206H36L37 204H36V202L37 203H45V205L44 206H47V205H49V206H51V208H52V212L53 213H51L50 215H49V217H48V215L46 214V213H44L43 214V219H41V220H45L46 218V222H47V224L49 223V221L50 220H54V221H57L58 223H59V225H58V227H54L55 228V232H53L52 230H50L49 229V231H48V233L46 234L48 237H52L53 239H54V242L57 244V246L56 247H47V249H49V253H48V256H50V253L51 252H53V251H55L56 250V252L57 253H55V254H57L58 256H60L58 259H60L59 260V262H58V264H64V262H66L65 260L67 259V258H69V260L71 259V261H73V260H76V262H74V263H82V264H98V260H95V257H96V255L98 254V256H100L101 255V252H105V254L104 255H108L109 257H110V251H112L113 253H114V251L117 249L118 251H119V247H122L123 248V246H124V248H123V250H125V248H126V250L125 251H127V247L128 246H132L135 250L137 249H140L141 247H143V245H146L147 243V241H149V240H151V239H148V236H147V232L145 231L144 232V230L143 229H141V230H143V231H141V230H137L136 229V227H131V225H127V224H122V225H120L119 227H117L116 226V228H113L112 227V225H110V224H112V223H109V221L107 220L106 222H104V223H100V222H96V221H94L90 216H89V212H88V210H87V207H85V205H84V203L86 204V202L85 201H87L86 199H88L87 197H89V196H87V195H90L91 196V198H92V195L91 194H93L92 192H93V190L95 189V188H97V190H99V191H102V192H100L101 194H106L105 195V197H106V199H108L109 201L111 200V198H112V196H110L111 194V192H112V190L114 189V187L116 188V183H115V181L114 180H112L110 177H106L107 175H105V177H102V176H96L94 173H93V170L95 169L93 166V170L92 169H90V170H92V171H90L89 169H88V166H90V165H92V163L94 162V163H96V161H97V157L96 156H94V153H92L91 155H89V154H87V152L89 151L88 149H90L91 147L92 148H94L93 147V145L95 146L96 145V143L98 144L99 142H101V144H103L104 142L103 141H105V137L104 136H101V135H97V136H94V137H92L94 134H90L89 135V133H87L85 130H81ZM131 128H132V126H131ZM164 128V127H163ZM83 129H85V127L83 128ZM86 129H88V128H86ZM108 129V128H107ZM106 129V130H107ZM160 129V128H159ZM162 129V128H161ZM234 129V128H233ZM90 130V129H89ZM93 130V129H92ZM110 130H111V128H110ZM109 129L107 130V131H105L104 129L101 131V132H104V133H107L108 131H110ZM112 130H114L113 128H112ZM152 130V129H151ZM158 130V129H157ZM167 130H169V129H167ZM172 130V129H171ZM229 130V129H228ZM227 130V131H228ZM70 131V130H69ZM115 131V130H114ZM233 132H234V130H232ZM140 132V131H139ZM167 132V131H166ZM216 132H214V133H216ZM69 133V134H68ZM92 133H93V131H92ZM98 133V132H97ZM127 133V132H126ZM184 133V132H183ZM227 133V132H226ZM11 134H13V133H11ZM96 134V133H95ZM98 134H100V133H98ZM103 134V133H102ZM159 134V133H158ZM179 134V133H178ZM228 134V133H227ZM26 135V136H25ZM108 135V134H107ZM113 135H115L114 134V132H112L111 134H110V132H109V136H111V137H113ZM149 135V134H148ZM169 135H170V133H169ZM209 135V134H208ZM223 135V134H222ZM98 136H100V137H98ZM117 136V135H116ZM120 136V135H119ZM200 136V135H199ZM144 137V136H143ZM148 137V136H147ZM156 137V136H155ZM154 137V138H155ZM217 137V136H216ZM127 138V137H126ZM168 138V137H167ZM169 138H171V137H169ZM180 138V137H179ZM56 139V138H55ZM113 139V138H112ZM149 139H150V136H149ZM148 139V140H149ZM176 139H177V137H176ZM1 140V139H0ZM7 140V139H6ZM6 140H4V144H3V148H6V149H8V142L6 141ZM125 140V139H124ZM199 140V139H198ZM210 140V143H213L212 145H209V147L207 146V148H206V150L204 149V150H202V151H205L204 152V158H205V156H206V159H207V156L209 155L210 157H212V158H215V160H217V156H216V153H215V150L214 149H216V148H211V147H213V145H217L218 143H222V142H225L224 140L222 141L221 139V141L220 140H217V138H214L213 137V135H211V138L209 139ZM264 140V139H263ZM109 141H112V140H109ZM175 141V140H174ZM184 141V140H183ZM258 141V142H259ZM108 142V141H107ZM189 142V141H188ZM263 142V141H262ZM121 143V142H120ZM163 143V142H162ZM260 143H261V141H260ZM76 144V145H75ZM100 144V143H99ZM131 144V143H130ZM165 144V143H164ZM207 144H209V143H207ZM263 144V143H262ZM71 145V146H70ZM73 145H75V147L76 148H71ZM107 145V144H106ZM264 145V144H263ZM129 147V146H128ZM195 147V146H194ZM226 147V146H225ZM109 148H112V147H110V145H109ZM114 148V147H113ZM262 148H263V146H262ZM225 149V148H224ZM242 149V148H241ZM264 149V148H263ZM262 149V150H263ZM88 150V151H87ZM91 150V149H90ZM108 150V149H107ZM110 151H109V153L110 152H112L111 151V149H109ZM113 150V149H112ZM187 150V149H186ZM246 150V149H245ZM104 151V150H103ZM218 151V150H217ZM91 152H94V150L93 151H90V153ZM200 152H201V150H200ZM245 152V151H244ZM186 153V152H185ZM235 153V152H234ZM114 154H116V151H114ZM114 154H112V155H114ZM140 154V153H139ZM160 154V153H159ZM264 154V153H263ZM189 155V154H188ZM233 155V154H232ZM107 156V155H106ZM220 156V155H219ZM255 156L253 157V158H255ZM110 157V156H109ZM137 157V156H136ZM154 157V156H153ZM190 157H191V155H190ZM210 157H208V159L210 158ZM236 157V156H235ZM234 157V158H235ZM248 157V156H247ZM59 158V159H60ZM100 157H98V159H99ZM112 158V157H111ZM157 158V157H156ZM195 158V157H194ZM62 159V160H63ZM191 159H192V157H191ZM219 159H221V158H219ZM218 159V160H219ZM226 159V158H225ZM261 159V158H260ZM150 160V159H149ZM165 160V159H164ZM172 160V159H171ZM187 160V159H186ZM189 160V159H188ZM194 160H197V159H194ZM211 160V159H210ZM210 160H209V162H210ZM212 160H214V159H212ZM64 161H67V160H64ZM68 161H69V159H68ZM67 161V162H68ZM100 161V160H99ZM142 161V160H141ZM184 161V160H183ZM223 161V160H222ZM221 161V162H222ZM238 161V160H237ZM258 161V160H257ZM138 162V161H137ZM151 162V161H150ZM150 162L148 161V164H150ZM201 162V161H200ZM205 162H207L208 163V161L206 160ZM91 163V164H90ZM104 163V162H103ZM107 163V162H106ZM145 163H147V162H145ZM144 163V164H145ZM186 163V162H185ZM207 163H205V164H207ZM262 163V162H261ZM105 164V163H104ZM109 164V163H108ZM140 164V163H139ZM165 164V163H164ZM199 164V163H198ZM215 164V163H214ZM157 165V164H156ZM171 165V164H170ZM208 165V164H207ZM217 165V164H216ZM262 165V164H261ZM264 165V164H263ZM262 165V169L261 170H264V166ZM70 166V165H69ZM145 166V165H144ZM154 166V165H153ZM178 166V165H177ZM215 166V165H214ZM246 166V165H245ZM66 167H68V166H66ZM91 167V166H90ZM91 167V168H92ZM156 167V166H155ZM165 167V166H164ZM182 167V166H181ZM186 167V166H185ZM195 166L194 165H192L191 166V168H189L190 169V171L191 172H193L192 174L193 175H198V172H197V169L196 168H194ZM219 168H221L220 166H218ZM75 168V167H74ZM187 168V167H186ZM202 168V167H201ZM209 168V167H208ZM54 169V168H53ZM57 169V168H56ZM68 169H70V168H68ZM67 169V170H68ZM78 169H79V167H78ZM97 169V168H96ZM95 169V170H96ZM109 169V168H108ZM112 169V168H111ZM110 169V170H111ZM150 169V168H149ZM154 170H155V168H153ZM178 169H179V167H178ZM215 169H216V167H215ZM239 169H240V167H239ZM259 169V168H258ZM152 169H150V171H151ZM153 170V171H154ZM217 170V169H216ZM246 170V169H245ZM58 171H61V170H57V173H58ZM156 171H158V170H156ZM189 171V172H190ZM218 171H220V170H218ZM252 171V170H251ZM96 172V171H95ZM163 172V171H162ZM176 172V171H175ZM205 172V171H204ZM161 173V172H160ZM208 173V172H207ZM106 174V173H105ZM107 174H110V171L109 170H107ZM113 174V173H112ZM149 174V173H148ZM159 174V173H158ZM167 174H169V173H167ZM189 174V173H188ZM191 174V173H190ZM191 174V175H192ZM201 174V173H200ZM250 174H251V172H250ZM52 175V174H51ZM206 175V174H205ZM24 176V175H23ZM221 176V175H220ZM249 177V181H248V183H247V186L248 187H250V188H252L253 186H255V190L253 191H251L250 192V194L249 195H244L245 196V198L243 199V201L245 202V203H247L248 204V202L250 203V201H256V202H261L260 203V205H262V207L264 208V174L262 173L261 174V177L259 176V177H257V178H255L254 176H251V175H248ZM160 177V176H159ZM188 177V176H187ZM192 177V176H191ZM194 177V176H193ZM196 177V176H195ZM158 179V178H157ZM162 179V178H161ZM164 179V178H163ZM189 179V178H188ZM206 179V178H205ZM68 180V179H67ZM109 180H111V181H109ZM190 180V179H189ZM194 180V179H193ZM43 181V180H42ZM116 181H119V180H116ZM164 181V180H163ZM168 181H169V179H168ZM203 181V180H202ZM240 181H242L241 179H239V180H237L236 181V185H239L240 184ZM253 181H254V184L252 185V183H253ZM37 182V181H36ZM74 182V181H73ZM136 182V181H135ZM167 182V181H166ZM196 182V181H195ZM119 183V182H118ZM117 183V184H118ZM161 183V182H160ZM159 183V184H160ZM190 183V182H189ZM205 183V182H204ZM245 183V182H244ZM194 184H196V183H194ZM167 185V184H166ZM200 185H202V184H200ZM261 185V186H260ZM165 187V186H164ZM260 187H262L261 189H263V190H260ZM15 188V187H14ZM12 189V190H15V189ZM170 188V187H169ZM186 188V187H185ZM208 188V187H207ZM183 189V188H182ZM193 189V188H192ZM212 189H213V187H212ZM184 190V189H183ZM190 190V189H189ZM236 190V189H235ZM16 191V190H15ZM203 191V190H202ZM206 192H208V191H206ZM22 193V194H23ZM24 194H23V196H24ZM171 194V193H170ZM135 195V194H134ZM34 196V197H33ZM87 196V197H86ZM94 196V195H93ZM98 196V195H97ZM104 196V195H103ZM111 198H110V197ZM183 196V195H182ZM9 197V196H8ZM95 197V196H94ZM100 197H102V196H100ZM105 197H104V199H105ZM10 198V197H9ZM97 198V197H96ZM103 198V197H102ZM101 198V199H102ZM168 198V197H167ZM38 199H42L43 201L42 202H38V201H36V200H38ZM44 199H45V202H44ZM94 199V198H93ZM9 200V199H8ZM92 200V199H91ZM107 200V201H108ZM114 200V199H113ZM211 200V199H210ZM29 201V200H28ZM41 201V200H40ZM2 202V203H3ZM9 202V201H8ZM15 202V201H14ZM92 202V201H91ZM90 200L88 201V205H91L90 203ZM95 202V201H94ZM100 202H101V200H100ZM100 202H99V205H100ZM157 202V201H156ZM64 204V206H61V204ZM93 203V202H92ZM151 203V202H150ZM238 203V202H237ZM253 203V202H252ZM1 204V203H0ZM10 204V203H9ZM19 204V203H18ZM17 204V205H18ZM104 204H106V203H104ZM103 204V205H104ZM135 204V203H134ZM87 204H86V206H88ZM130 205V204H129ZM155 205H157L156 203H155ZM167 205H169V203L167 204ZM205 205V204H204ZM207 205V204H206ZM3 207H4V205H2ZM1 205H0V207H2ZM19 206V205H18ZM17 206V208H19ZM21 206V205H20ZM154 206V205H153ZM38 207V208H37ZM41 207H43V206H41ZM62 207H64L65 208V210H61L62 209ZM130 207V206H129ZM140 207H144L143 209H140V208H136V209H138L139 210V212L141 211H143V210H145V209H147L146 211H148V215H150V217H151V222H150V224L152 225V224H154V225H157L158 223H161L163 220H165L166 218H165V214H163L164 212L163 211H161V212H159V211H155V208H153L152 206L150 207V206H140ZM214 207V206H213ZM10 208V207H9ZM45 208V207H44ZM88 208H90V206H88ZM131 208L132 207H130V209L129 210H131ZM135 208V207H134ZM0 209H2V208H0ZM100 209V208H99ZM154 209V210H153ZM213 209V208H212ZM211 209V210H212ZM16 210V209H15ZM95 210H97V209H95ZM125 210V212L123 211V213H125V214H123V216L125 215L126 216V209H124ZM128 210V211H129ZM132 210H134V209H132ZM214 210V209H213ZM264 210V209H263ZM12 211V210H11ZM94 212V210H92L91 209V212ZM98 211V212H97ZM96 212L101 216L102 215V211H100V210H97ZM226 211V210H225ZM48 212V211H47ZM130 212V211H129ZM136 212V211H135ZM208 212V211H207ZM206 212V213H207ZM214 212H216V213H213V215L215 214V215H218L220 212H221V209H219L218 208V206H217V208H215V210H214ZM134 213V212H133ZM137 213V215L139 216V214H138V212H136ZM218 213V214H217ZM62 214V216H60ZM91 214V213H90ZM132 214V213H131ZM167 214H169V213H167ZM261 214V213H260ZM2 215V214H1ZM42 215V214H41ZM129 215H130V213H129ZM140 215H142V214H140ZM214 215V216H215ZM4 216V215H3ZM92 216V215H91ZM131 216V215H130ZM132 216H134V214H132ZM147 216V215H146ZM207 216V215H206ZM212 216V215H211ZM259 216V218H260V215H258ZM258 216H255V217H257V219H255V218H253V222L256 220V222L257 221H259V218H258ZM263 216H264V214H263ZM41 217V216H40ZM90 217V218H89ZM120 217V216H119ZM127 217H128V215H127ZM136 217V216H135ZM135 217H134V219H135ZM218 217V216H217ZM63 218H64V220H63ZM139 218V217H138ZM137 218V219H138ZM165 218V219H164ZM261 218H262V216H261ZM260 218V219H261ZM264 218V217H263ZM2 219V218H1ZM13 219V218H12ZM107 219V218H106ZM117 219V218H116ZM122 219H123V217H122ZM137 219H135V220H137ZM141 219V218H140ZM148 219V218H147ZM212 219H214L213 217H212ZM251 219H252V217H251ZM255 219V220H254ZM15 220V219H14ZM125 220V219H124ZM128 220V219H127ZM139 220V219H138ZM137 220V221H138ZM176 220V219H175ZM209 220V219H208ZM262 220V219H261ZM261 220H260V222H261ZM264 220V219H263ZM11 221V220H10ZM53 221V222H54ZM129 221H130V219H129ZM142 221V220H141ZM249 221H250V219H249ZM6 222V221H5ZM16 222V221H15ZM14 222V223H15ZM45 222V223H46ZM52 222V223H53ZM252 222V224L254 225V223ZM7 223V222H6ZM51 223V222H50ZM117 223V222H116ZM142 223V222H141ZM257 223H259V222H257ZM57 224V223H56ZM134 223H132V225H133ZM12 225V224H11ZM52 225V224H51ZM51 225H50V227H51ZM64 225H68V228H67V231L66 232H63L62 233V231L64 230L63 229V226ZM149 225V224H148ZM255 225H257V224H255ZM3 226V224L0 226V227H2ZM13 226V225H12ZM176 226V225H175ZM259 226L261 227V228H263V230H264V221H262L261 223H259ZM5 227V226H4ZM9 227V226H8ZM115 227V226H114ZM140 227V226H139ZM159 227V226H158ZM179 227V226H178ZM186 227V226H185ZM185 227H184V229H185ZM248 227V226H247ZM65 228V227H64ZM142 228V227H141ZM156 228H157V226H156ZM187 228V227H186ZM246 228V227H245ZM1 229V228H0ZM2 229H4V228H2ZM51 229H53V228H51ZM189 229V228H188ZM249 229V228H248ZM251 229V228H250ZM259 230V229H258ZM261 230V229H260ZM5 231V230H4ZM186 232H187V230H185ZM192 231V230H191ZM262 231V230H261ZM3 232V231H2ZM190 232V231H189ZM7 233V232H6ZM33 233H35V232H33ZM65 233V235H62V234H64ZM147 233V234H146ZM245 234V233H244ZM248 234V233H247ZM247 234H246V236H247ZM263 234V233H262ZM15 235V234H14ZM45 235V234H44ZM45 235V236H46ZM249 235V234H248ZM252 235V234H251ZM2 236V235H1ZM6 236H8V235H6ZM46 236V237H47ZM257 236V235H256ZM4 236H2V238H3ZM27 237V236H26ZM150 237H151V235H150ZM149 237V238H150ZM190 237H191V235H190ZM252 237V236H251ZM261 237V236H260ZM1 237H0V241H1V239H2ZM51 238V240L53 241V239ZM253 239H254V237H252ZM259 238V237H258ZM4 239V238H3ZM7 239H8V237H7ZM30 239V238H29ZM256 239V238H255ZM17 240V239H16ZM154 240H155V238H154ZM193 240V239H192ZM257 240V239H256ZM260 240V239H259ZM8 241H9V239H8ZM19 241V240H18ZM41 241V240H40ZM153 241V240H152ZM258 241V240H257ZM261 241V240H260ZM28 242H29V240H28ZM150 242V241H149ZM50 243V242H49ZM101 243H102V245H101ZM257 243V242H256ZM17 244H19V243H17ZM26 244V243H25ZM54 244V243H53ZM254 244V243H253ZM261 244V243H260ZM0 245H2L3 246V244H0ZM50 245V244H49ZM55 245V244H54ZM151 245H152V243H151ZM263 245V244H262ZM13 246V245H12ZM23 246V245H22ZM31 246V245H30ZM244 246V245H243ZM58 247H60V248H58ZM109 247H111L110 249H109ZM245 247V246H244ZM264 247V246H263ZM6 248H9V247H6L5 246V249L4 250H7ZM95 248H97V251L96 250H92V249H95ZM156 248V247H155ZM30 249V248H29ZM41 249V248H40ZM59 249V250H58ZM105 249V250H104ZM107 249V250H106ZM109 249V250H108ZM114 249V250H113ZM121 249V248H120ZM129 249V248H128ZM257 249V248H256ZM255 249V250H256ZM261 249V248H260ZM39 250V249H38ZM151 250H153V249H151ZM238 250V249H237ZM253 250V249H252ZM262 250H264V249H262ZM28 251V250H27ZM24 252V251H23ZM29 252H30V250H29ZM244 252V251H243ZM253 252V251H252ZM259 252H260V250H259ZM42 253V252H41ZM40 253V254H41ZM124 253H126V252H124ZM158 253V252H157ZM249 253V252H248ZM258 253V252H257ZM245 254V253H244ZM254 254H255V252H254ZM92 255H93V257H92ZM238 255V254H237ZM248 255V254H247ZM255 255H257V254H255ZM263 255V254H262ZM112 256V255H111ZM121 256V255H120ZM119 255H118V257H120ZM126 256V255H125ZM241 256H242V253H241ZM28 257V256H27ZM107 257V256H106ZM105 257V258H106ZM247 257V256H246ZM255 257H257V256H255ZM38 258V257H37ZM117 258V257H116ZM43 259H44V257H42V256H40V259L39 260H42L43 261ZM100 259H101V257H100ZM108 259V258H107ZM121 259V258H120ZM263 259H264V257H263ZM23 260V259H22ZM253 260V259H252ZM41 261V263H43V264H47V262H45V261H43L42 262ZM68 261V260H67ZM113 261V260H112ZM249 261V260H248ZM251 261V260H250ZM264 261V260H263ZM117 262V261H116ZM179 262V261H178ZM252 262V261H251ZM255 262V261H254ZM253 262V263H254ZM260 262V261H259ZM40 263V262H39ZM115 263V262H114ZM119 263V262H118ZM175 263V262H174ZM29 264V263H28ZM69 264V263H68ZM116 264V263H115ZM209 264V263H208ZM243 264H246V263H243Z\"/></svg>",
    "mask_w": 264,
    "mask_h": 264
}]
</instances>
